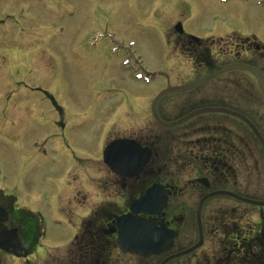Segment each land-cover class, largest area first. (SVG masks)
Instances as JSON below:
<instances>
[{"label":"flooded vegetation","instance_id":"af4514ba","mask_svg":"<svg viewBox=\"0 0 264 264\" xmlns=\"http://www.w3.org/2000/svg\"><path fill=\"white\" fill-rule=\"evenodd\" d=\"M19 6L22 14L31 13L29 4L20 1ZM174 26L167 32V45L187 57L193 68L212 73L220 68L215 65L217 59L226 55L231 58L229 66L246 67L224 73H244L241 78L226 77L243 88L241 110L230 105L223 92L221 96L214 93L210 105L204 106L242 118L223 112L211 114V121L200 126L197 139L188 145L183 142L188 149L177 146L185 134H177L181 137H174L177 142L172 144L171 129L160 138L149 123L139 129L114 124L102 135L99 156L85 168L78 157L82 140L78 136L77 143L71 138L74 129L64 119L55 122L48 135L20 143L25 157L36 160L42 146L54 141L53 154L65 157L62 162L71 168L67 186L53 194L56 205L45 209L46 213L38 205L37 194L22 192L18 198L0 189V227L9 244L7 251L0 249V264H10V260L18 264H162L169 259L166 264H264V206L257 205L264 203V183L256 190L251 186L252 177L264 178V43L253 34L202 41L186 33L182 25L181 32ZM219 45L233 49L228 54L218 52ZM0 48L7 52L4 38ZM234 48L240 51L234 52ZM4 93L0 92V98ZM22 110L19 107L18 111ZM176 113L172 121L190 111ZM0 114V131L7 133L10 124L9 137L12 121L5 108L0 107ZM191 120L176 128H184ZM116 140L132 141L140 147L135 157L142 165L140 170L116 172L107 166L103 152ZM171 144L177 146L173 153ZM146 152L149 156L145 159ZM149 191L150 206L134 207ZM188 192L197 199L193 218L188 217L191 207L183 202ZM46 218L55 221V230L47 228ZM193 228L195 235L191 234ZM142 235L159 237L158 254L144 256L146 250L141 251L134 241ZM131 237L134 243L129 244L126 240ZM192 247L195 250L189 254L174 257Z\"/></svg>","mask_w":264,"mask_h":264},{"label":"rangeland","instance_id":"374dc122","mask_svg":"<svg viewBox=\"0 0 264 264\" xmlns=\"http://www.w3.org/2000/svg\"><path fill=\"white\" fill-rule=\"evenodd\" d=\"M20 1L32 8L27 13L30 19L17 14ZM53 1L0 0V19H4L0 39L5 37L1 33L8 35L7 52H0V92H5L0 107L7 111L13 128L10 138V124L7 133L0 131V186L12 187L8 191L18 198L22 192L37 194L43 212L55 207L53 194L67 186L71 166L62 162L65 157L53 154L54 141L42 147L36 160L25 157L20 143L48 135L53 124L64 119L74 129L71 138L77 143L78 136L82 140L78 157L85 168L99 156L102 135L114 124L139 129L149 123L163 138L169 129L151 114L155 97L169 85L179 87L209 75L205 68H193L172 44L168 47L166 35L175 24L201 40L253 34L264 43V0H55L58 6ZM218 47L226 54L233 49ZM230 62L227 55L217 59L220 68L215 71H223L216 79L161 99L155 110L159 118L169 123L176 119V111L210 105L216 92H223L229 104L241 110L243 88L226 77L241 78L244 73L224 74L234 71L227 70ZM211 118L198 116L184 128L171 129L172 144L177 142L174 137L185 134L177 146L188 149L183 142L195 141L200 126ZM263 183L262 177L251 178L254 190ZM183 202L191 207L188 217L193 218L195 195L188 192ZM45 222L47 228L56 229L55 221L46 218ZM191 234L195 235L194 228Z\"/></svg>","mask_w":264,"mask_h":264},{"label":"water","instance_id":"95a60500","mask_svg":"<svg viewBox=\"0 0 264 264\" xmlns=\"http://www.w3.org/2000/svg\"><path fill=\"white\" fill-rule=\"evenodd\" d=\"M234 68H246V67L231 66V67H228L227 70H228V69H234ZM222 71H223V70H220V71H218V72H216V73H214V74H212V75H210V76H208V77H206V78H204V79H202V80H200V81H198V82H196V83H194V84H192V85H189V86H186V87H181V88H172V89H168V90L162 92L161 94H159V95L157 96V98L154 100L153 105H152V112H153V115H154V117L156 118V120H157L162 126H164V127H168V128H171V127H175V126L179 125L181 122H184L185 120H187V119H189V118H191V117H193V116H196V115L205 114V113H211V112H216V111H219V112H225V111H221V110H217V109H202V110L196 111V112H194V113L188 115L187 117H185L184 119H182V120L179 121V122H175V123H171V124H164V123H162V122L158 119V117H157V115H156V111H155L156 104L158 103V101H159L164 95H166L168 92H171V91H183V90H189V89L196 88V87H198V86L204 84L206 81H208L209 79L213 78L214 76L220 74ZM235 116L239 117V115H235ZM121 143H123V142H116V143H114L112 146H114V145H116V144H121ZM117 146H118V145H117ZM115 147H116V146H115ZM125 154H126V155L122 154V156H120L121 158H119V161H121V162L123 163L124 168H126V167H128V166L130 167V165H127V164H130V163L132 164L133 161L135 160L133 157H131V156L128 155L127 153H125ZM146 200H147V198H145L142 202L144 203ZM198 209H199V208H198ZM147 240H148L147 238H143V239H141V241H137V242L141 245V243L143 244L144 242H148ZM149 242H150V240H149ZM155 242H156V240H153L151 243H152L153 245H156ZM154 249H155V248H151L150 250L153 251ZM186 253H187V252H186Z\"/></svg>","mask_w":264,"mask_h":264}]
</instances>
